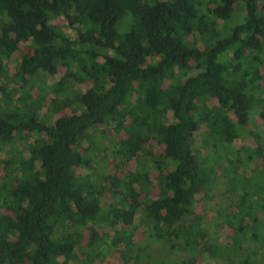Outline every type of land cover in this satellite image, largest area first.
Wrapping results in <instances>:
<instances>
[{"label":"trees","instance_id":"16d2710c","mask_svg":"<svg viewBox=\"0 0 264 264\" xmlns=\"http://www.w3.org/2000/svg\"><path fill=\"white\" fill-rule=\"evenodd\" d=\"M0 93V264H264V0H0ZM110 127L114 166L134 171L94 173ZM220 180L236 193L221 213L232 246L205 222ZM137 214L178 260L135 240Z\"/></svg>","mask_w":264,"mask_h":264},{"label":"rangeland","instance_id":"374dc122","mask_svg":"<svg viewBox=\"0 0 264 264\" xmlns=\"http://www.w3.org/2000/svg\"><path fill=\"white\" fill-rule=\"evenodd\" d=\"M49 24H51L53 27L60 29L61 31H63L65 34L74 37V31L70 28H68L67 23L65 22V20L59 16V17H54L52 19H50ZM196 43L199 46V48H203V43L202 40L200 39V37H198L196 39ZM158 60L157 57H153L150 56L148 57V62L149 63H155ZM19 61L18 58V52H15L14 54H12L9 58H5L4 62L7 68V71L9 73V75H13L16 70H17V63ZM64 72V67L63 66H58L57 67V71L55 73V75L53 76H49L46 80L47 84H51L56 82L62 75ZM15 80L12 79H7L6 83L8 84L9 88H15V96L12 97V99H14L15 97L18 96V94H21V92L18 90V85L15 83ZM78 88V85H75L74 88ZM18 91V92H17ZM53 97L52 95H49L48 98L45 100V104L49 103V98ZM2 96L0 93V100H1ZM1 102V101H0ZM3 103V102H2ZM0 103V104H2ZM44 111V109H43ZM65 112H69L68 109H65ZM57 117V114H53V118ZM253 122L259 126H261V129L264 130V120L259 116V113H253L252 116ZM107 131L105 132V134H101L100 137L95 138L98 143L99 146L98 148L101 150V153L99 155V158H96L97 160V168L94 171V173H104V172H113L116 171L118 174L120 175H124L127 172H131L134 171L136 165L134 162H129V163H125L120 165L119 167L114 166V164L118 163L119 161H115L113 162V157H112V153L111 151L113 150V142L109 143L108 141L110 139L114 140L117 138H122L124 137V133L122 131L120 132H115L113 128H106ZM102 130V129H101ZM199 134V133H197ZM199 136L197 135V143L199 140ZM105 144V145H104ZM234 145L237 148H242V147H248V148H254L256 146L254 140L252 138H245V137H238L235 141H234ZM149 149L153 150V152H156L157 150H159L161 147L157 146V144L154 141H150L149 142ZM6 156V152L5 151H0V158H4ZM255 166V164L253 162L249 163V167H247L246 170H244V172H248L249 170H251L253 167ZM154 176L155 173L154 171L150 172L149 178L152 182V186H151V191H150V195L148 197L150 198H154L157 194V189L156 187H154ZM226 182H223L222 180H220L215 186L214 189L212 191V199L209 202H206V213L205 214V222L207 224L208 227V232L209 235L215 239L217 242L219 241L222 245H228V246H232V229L230 228V224H223L222 223V219L223 218V214L221 213H226V212H234L236 207H235V199H236V193L233 191H229L226 190ZM146 199L144 194H141L139 196V202H143ZM200 199V195L196 196V200ZM203 206L202 202H198L196 205V210L200 209ZM136 220L134 225L136 226V234H135V240L137 242H140L141 245H147L149 244L151 250L154 253V256L156 259H165L167 261H171V260H178L180 256V254H175V253H171V251H169L168 247L165 244H162L161 242L155 240L154 238L149 237L148 233H147V228L143 225H140L138 223V214L135 216ZM264 221V219H263ZM125 228H127L128 226H124ZM118 228V227H117ZM129 228V227H128ZM98 232L99 234H112V231L109 230V228L106 227H100L98 228ZM244 245V247H248L249 250H254L255 247H257L256 245L253 244V242H248V243H244L242 244ZM199 264H228V262L221 258V257H213L209 254H203L202 257L199 259L198 261ZM71 264H80L79 261L76 262H71ZM96 264H99L96 262ZM102 264H115L114 262V258L112 257H106L103 261Z\"/></svg>","mask_w":264,"mask_h":264}]
</instances>
